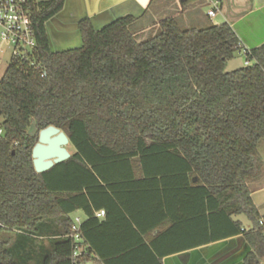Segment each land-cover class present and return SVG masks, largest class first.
I'll list each match as a JSON object with an SVG mask.
<instances>
[{
	"label": "trees",
	"instance_id": "1",
	"mask_svg": "<svg viewBox=\"0 0 264 264\" xmlns=\"http://www.w3.org/2000/svg\"><path fill=\"white\" fill-rule=\"evenodd\" d=\"M65 2L28 0L36 49L0 78V264H71V214L84 212L91 245L100 226L94 210L105 203L125 208L139 229L135 248L120 256L162 264L164 237L189 220L172 213L178 202L195 204L198 229L213 232L207 242L241 234L250 248L242 264H259L264 219L249 183L263 168L264 43L244 55L248 65L227 72L245 48L231 25L183 27L167 16L139 41V18L127 14L98 30L81 20L82 45L55 52L46 23ZM50 125L74 150L36 173L32 126Z\"/></svg>",
	"mask_w": 264,
	"mask_h": 264
},
{
	"label": "crops",
	"instance_id": "2",
	"mask_svg": "<svg viewBox=\"0 0 264 264\" xmlns=\"http://www.w3.org/2000/svg\"><path fill=\"white\" fill-rule=\"evenodd\" d=\"M45 1V0H38ZM150 0H66L63 10L46 23L50 47L53 51H65L78 48L82 45L79 22L90 19L93 27L98 30L116 19L131 14L135 17L143 16ZM211 0H183V2L197 4L208 2L207 20L212 22L216 17H221V23L233 27L242 43L249 49L257 47L264 41V0H220V10L213 19L208 17L211 9ZM171 4H175L172 0ZM147 5V6H146ZM219 23V24H221ZM258 154L263 162L261 175L249 183L252 191L251 197L260 216L264 219V140L258 145ZM111 195V192L108 193ZM164 201V200H163ZM164 202H159V206ZM99 211H107L103 216H96L100 226L95 229L91 237V245L97 254L105 258L109 264H148L142 261L144 254L131 253L121 257L126 251L135 248L134 242L139 241L137 222L126 218L127 210L121 208L123 213L109 209L108 204H102ZM107 205V206H106ZM165 205V204H164ZM177 209L172 213L183 215L189 219L175 227L172 235L164 237L162 264H242L249 251V245L243 235H236L215 242H207L213 237L211 229L200 232L195 217L197 210L195 204H176ZM110 207V206H109ZM111 208V207H110ZM182 208V209H181ZM185 208V209H184ZM149 210V208H147ZM147 212V210H146ZM240 216V215H239ZM239 216L234 220L243 223ZM175 221L179 216H175ZM191 218L193 219L192 221ZM178 221V220H177ZM103 222V224H102ZM149 224V221H147ZM170 225L168 221L145 236L148 242ZM244 226V225H243ZM246 230L252 228L244 227ZM136 236V237H134ZM172 240V241H171ZM171 241L172 244H166ZM93 243V244H92ZM145 254H148L146 251ZM121 255V256H120ZM259 264H264V258Z\"/></svg>",
	"mask_w": 264,
	"mask_h": 264
},
{
	"label": "built area",
	"instance_id": "3",
	"mask_svg": "<svg viewBox=\"0 0 264 264\" xmlns=\"http://www.w3.org/2000/svg\"><path fill=\"white\" fill-rule=\"evenodd\" d=\"M210 3L208 17L213 19L220 10V0H211ZM35 49L36 40L28 0H0V67L5 64L7 69L13 59H29ZM249 50L245 46L242 53L248 54ZM248 64L249 62L245 61V65ZM4 72L0 74V78ZM2 133L0 127V135ZM104 214L105 211L102 210L95 215L100 217ZM83 220L74 218L70 232L66 235L71 240V264H106L86 242L82 234ZM260 224L264 225V221L261 220Z\"/></svg>",
	"mask_w": 264,
	"mask_h": 264
},
{
	"label": "rangeland",
	"instance_id": "4",
	"mask_svg": "<svg viewBox=\"0 0 264 264\" xmlns=\"http://www.w3.org/2000/svg\"><path fill=\"white\" fill-rule=\"evenodd\" d=\"M172 0H154L150 7L144 12L143 16H138V21L134 25V29L137 32V38L139 41H143L154 35L158 30V22L166 18L167 16H173L178 19V22L183 27H204L208 23L207 17L204 14L208 10V2H199L197 4H191L183 2V0H174L175 4H171ZM211 4V3H210ZM222 22L221 17H216L212 23L219 24ZM6 62L8 59H5ZM245 56L243 53H237L234 59L228 61L226 71L230 72L245 66ZM6 69V65L3 64L0 67V74ZM36 142V141H35ZM68 150L72 153L73 148L71 145L67 146ZM76 217L85 218L83 211L78 210L71 214V218ZM240 219L243 221V225L246 228L251 227V222L245 215H240Z\"/></svg>",
	"mask_w": 264,
	"mask_h": 264
},
{
	"label": "water",
	"instance_id": "5",
	"mask_svg": "<svg viewBox=\"0 0 264 264\" xmlns=\"http://www.w3.org/2000/svg\"><path fill=\"white\" fill-rule=\"evenodd\" d=\"M31 134H37V140L32 148V161L36 173L46 172L71 157L72 154L67 148L70 140L66 133L58 127L50 125L37 131L32 126Z\"/></svg>",
	"mask_w": 264,
	"mask_h": 264
}]
</instances>
